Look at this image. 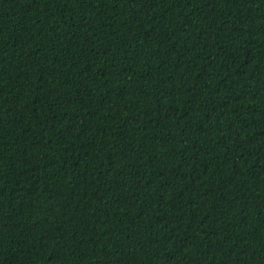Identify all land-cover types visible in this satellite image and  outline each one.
<instances>
[{
  "label": "trees",
  "instance_id": "trees-1",
  "mask_svg": "<svg viewBox=\"0 0 264 264\" xmlns=\"http://www.w3.org/2000/svg\"><path fill=\"white\" fill-rule=\"evenodd\" d=\"M0 264H264V0H0Z\"/></svg>",
  "mask_w": 264,
  "mask_h": 264
}]
</instances>
